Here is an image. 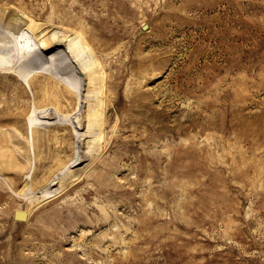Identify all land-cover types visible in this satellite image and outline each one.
I'll return each mask as SVG.
<instances>
[{
  "label": "rangeland",
  "instance_id": "1",
  "mask_svg": "<svg viewBox=\"0 0 264 264\" xmlns=\"http://www.w3.org/2000/svg\"><path fill=\"white\" fill-rule=\"evenodd\" d=\"M0 1V264H264V0Z\"/></svg>",
  "mask_w": 264,
  "mask_h": 264
},
{
  "label": "bare ground",
  "instance_id": "2",
  "mask_svg": "<svg viewBox=\"0 0 264 264\" xmlns=\"http://www.w3.org/2000/svg\"><path fill=\"white\" fill-rule=\"evenodd\" d=\"M1 2V1H0ZM3 2V1H2ZM5 2V1H4ZM1 4V3H0ZM4 5H2L0 8V78L1 79H4V80H6V78L8 77V75L10 74V73H12V74H14L15 75V77L17 78V80H18V82H20L21 84H26L25 82L27 81V78H28V76H29V73H31L30 72V70H28V68H27V62L28 61H26L25 60V57L27 56V50H26V48H24V46L23 45H19L20 44V42H22L23 40L22 39H20L19 41H17V42H19L18 44L16 43V45L14 46L13 44H12V39L14 38L13 37V34L14 33H12V31H13V26H12V21H14L13 20V11L11 10L12 8H10V7H8V6H4ZM18 14V13H17ZM23 16V15H22ZM17 17V16H16ZM15 17V18H16ZM24 17V16H23ZM21 21V20H20ZM27 21V20H26ZM26 21L24 22V23H26ZM16 22H14L13 24H15ZM17 24L18 23H16L15 25L17 26ZM20 24V23H19ZM18 24V25H19ZM21 24H23V22H21ZM24 25V24H23ZM20 27V26H19ZM17 28V27H16ZM27 28V27H26ZM32 31H34V29L33 30H31V32ZM1 32L2 33H4L5 34V36L7 35V37L5 38L2 34H1ZM14 32V31H13ZM20 32V31H19ZM30 32V33H31ZM18 34V33H17ZM29 35V34H28ZM24 36H25V34H24ZM26 38H28V37H26ZM58 38V37H57ZM17 39V38H16ZM54 39V38H53ZM15 40V39H14ZM25 40H27V39H25ZM35 40H36V38H35ZM55 40H56V38H55ZM41 41V40H40ZM54 41V40H53ZM58 41V40H57ZM24 42V41H23ZM22 42V43H23ZM28 42V41H27ZM46 43V42H45ZM54 43V42H53ZM53 43H51V44H53ZM57 43V42H56ZM58 43H59V41H58ZM57 43V44H58ZM24 44H25V42H24ZM33 45V44H32ZM39 45H41L40 43H38V45H37V47L39 46ZM47 45V44H46ZM54 45H56L55 43H54ZM29 46V45H28ZM42 46V45H41ZM40 46V47H41ZM26 47V46H25ZM31 48H33L32 46H30ZM46 47H48V45L46 46ZM61 47V46H60ZM28 48V47H27ZM35 48V47H34ZM41 48H43V46L41 47ZM65 48V47H64ZM30 49V48H29ZM60 50V49H59ZM68 50V49H67ZM67 50H66V52H67ZM29 51V50H28ZM41 51V50H40ZM39 51V52H40ZM31 52V51H30ZM29 52V53H30ZM33 52V51H32ZM59 51H54L53 53H51V54H49V56H47V62H50V63H52L54 60H56V59H58L59 57L61 58L62 57V51H60L59 53H58ZM70 52V51H69ZM33 54V53H32ZM69 56H70V54H68ZM67 55V56H68ZM74 55V54H73ZM30 56V55H29ZM42 56V55H41ZM31 57V56H30ZM45 57H46V55H45ZM73 57V56H72ZM15 58H18V59H22L21 60V63H19V65L18 64H16L15 63ZM32 58H33V55H32ZM42 58V57H41ZM64 58V57H63ZM38 59V58H37ZM33 60V59H32ZM43 60V59H42ZM65 60H67V59H65ZM19 61V60H18ZM34 61H36V59H34ZM45 61V62H46ZM64 61V60H63ZM31 63V62H30ZM39 63H41V61L39 62ZM58 63V62H57ZM60 63H61V61H60ZM32 64V63H31ZM37 64V63H36ZM41 64H43V63H41ZM35 65V64H34ZM33 66V65H32ZM58 66V65H57ZM57 66H55V69H56V67ZM76 66V65H75ZM45 67V66H44ZM43 67V68H44ZM59 67V66H58ZM57 67V68H58ZM49 68L50 69H53L52 67H46V70L48 71L49 70ZM30 69H32V68H30ZM61 71V70H60ZM63 71V70H62ZM40 72V71H39ZM44 72V71H43ZM50 72H51V70H50ZM54 76V75H53ZM52 76V77H53ZM69 76V75H68ZM55 77V76H54ZM56 78V77H55ZM43 79V78H42ZM63 81H61V80H58V81H61L63 84H65V86H69L70 85V87L72 86V83L74 82V81H72L73 79H71L70 77H68V78H65V79H63V78H61ZM31 80H29L28 82H30ZM54 81V80H53ZM69 82V83H68ZM44 83H45V81H44ZM43 83V84H44ZM55 83V82H54ZM28 84V83H27ZM42 85V84H41ZM50 85H51V83H50ZM49 85V86H50ZM52 85H53V83H52ZM51 85V86H52ZM40 86V85H39ZM43 86V85H42ZM46 86H47V84H46ZM48 86V87H49ZM28 87V86H27ZM30 87V86H29ZM45 87V86H44ZM63 87V86H62ZM39 89H40V87H39ZM43 89V88H42ZM21 90H22V87H21ZM51 90V89H50ZM67 90V89H66ZM46 91H47V88H46ZM14 92V91H13ZM43 92V91H42ZM52 94H55L56 93V90L55 91H53L52 90ZM2 93V92H1ZM58 93V92H57ZM49 94H50V92H49ZM67 94H68V92H67ZM35 95V94H34ZM62 95V94H61ZM47 96H49V95H47ZM51 96V95H50ZM64 96V95H63ZM61 98L63 99V97L61 96ZM66 98V97H65ZM33 99V98H32ZM66 100V99H65ZM30 102H31V100H30ZM2 104V103H1ZM33 104V103H32ZM46 115V114H45ZM48 115V114H47ZM52 117V116H51ZM57 117V116H56ZM25 118V117H24ZM45 118V117H44ZM55 118V117H54ZM58 118V117H57ZM24 120V119H23ZM61 120V119H60ZM15 121V120H14ZM43 121V120H42ZM25 122H26V119H25ZM24 122V123H25ZM13 124V123H12ZM17 124V123H16ZM26 124L28 125V123L26 122ZM50 124V123H49ZM11 125V124H10ZM9 126V125H8ZM56 127V126H55ZM54 127V128H55ZM60 129V128H59ZM54 130V129H53ZM39 133V132H38ZM17 134V133H16ZM15 138V137H14ZM74 259V258H73Z\"/></svg>",
  "mask_w": 264,
  "mask_h": 264
}]
</instances>
